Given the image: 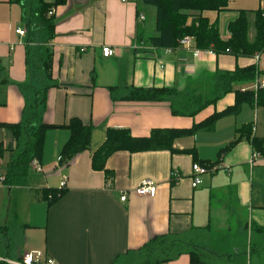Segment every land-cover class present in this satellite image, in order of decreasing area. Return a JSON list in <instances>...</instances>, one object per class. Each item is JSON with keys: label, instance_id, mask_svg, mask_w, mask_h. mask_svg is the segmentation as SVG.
<instances>
[{"label": "crops", "instance_id": "obj_1", "mask_svg": "<svg viewBox=\"0 0 264 264\" xmlns=\"http://www.w3.org/2000/svg\"><path fill=\"white\" fill-rule=\"evenodd\" d=\"M263 1L234 0L226 12H204L202 17L216 23L226 40L227 25L238 12L260 10ZM51 10L55 21L54 39L49 43L51 73L58 87L47 93L42 121L64 125L76 118L91 125L90 146L67 165L61 164L57 159L70 134L66 129L50 130L38 162L42 172L30 173L33 192H26L29 183H3L0 263L11 264L25 253L42 251L57 264H113L119 258V264H129L134 251L155 236L169 234L199 247L204 264H219L214 259L237 264L242 258L240 264H251V226L264 228V158L251 162V140L264 139V107L243 105L237 115L218 120L212 128L176 139L173 151L117 152L105 163L110 179L92 168V156L109 129L148 137L155 129H189L232 106L233 92H216L218 73L255 67L263 74L252 83L234 85L233 90L256 92L258 82H264V53L254 58L217 55L196 49L193 40L189 49L182 44L174 49L154 48L147 40L158 35L156 9L143 0H66ZM249 20L252 40L253 14ZM16 29H25L26 35L18 36ZM35 42L29 41L21 7L0 0V124L20 122L25 105L32 100L18 85L27 81L26 47L34 53ZM106 46L114 51L108 58L102 56ZM195 49L201 52L198 57L193 56ZM152 88L173 89L178 94L159 102L125 99L136 89ZM213 99L216 102L200 110ZM0 139L4 146L10 142L1 129ZM9 158L5 153L0 159V176H5L1 167ZM195 163L220 168L192 188ZM64 179L66 185L60 189ZM144 179L156 187L152 198L135 193ZM49 189L64 192L52 205L42 198V191ZM123 194L126 199L121 202ZM232 224L248 236L242 242L229 241L240 246L221 252ZM165 264H190V259L182 254Z\"/></svg>", "mask_w": 264, "mask_h": 264}, {"label": "trees", "instance_id": "obj_2", "mask_svg": "<svg viewBox=\"0 0 264 264\" xmlns=\"http://www.w3.org/2000/svg\"><path fill=\"white\" fill-rule=\"evenodd\" d=\"M234 0H143L144 4L156 9V37L148 38L147 42L154 48L174 49L181 41L192 38L196 49L210 51L217 55L230 54L236 58H254L264 53V1L263 7L253 13L240 11L235 20L227 25L228 38L222 39L216 23L209 24L202 17L204 12H226L228 4ZM18 4L22 10V19L26 24L30 43L37 39L34 53H28L26 63L27 81L18 85L21 91L28 92L32 100L25 105L22 119L16 124H0L10 137V142L4 146L0 142V159L5 153L10 155L6 164L4 182L7 185H24L31 173L33 161L40 162L44 149L46 133L50 130L66 129L69 139L60 151L61 164L67 165L76 155L87 151L90 146L91 125H85L81 120L73 118L64 125H50L42 121L46 108L47 93L51 88L58 87L52 79V52L49 43L54 39V17H47L48 12L57 6L64 5L66 0H10ZM254 16L255 35L249 39V16ZM142 40V39H139ZM28 46V45H27ZM35 60H34V58ZM260 73L255 67L236 69L233 72L218 73L215 78L216 92L220 95L234 93V104L221 112H216L204 121L189 129H155L148 137H132L126 129H109L102 146L92 156V168L104 171L108 179L111 173L105 170L106 160L117 152L131 154L172 150V143L179 138L194 135L201 130H207L220 119L237 115L243 105L264 107V88L255 91L233 90L236 84H249L255 81ZM113 89V88H112ZM173 89H136L125 99L139 102H159L176 96ZM217 99L205 101L200 110L216 102ZM242 131H239V134ZM246 133H249L247 130ZM233 144V143H231ZM231 144L221 152L226 151ZM255 152L264 158V139L251 140ZM63 191L43 190L42 198L48 205L55 203ZM249 254L251 264H264V228L252 225ZM200 248L183 238L173 235L155 236L129 257V264H165L187 254L190 264H204ZM121 258L113 264H119ZM5 264V263H0Z\"/></svg>", "mask_w": 264, "mask_h": 264}, {"label": "built area", "instance_id": "obj_3", "mask_svg": "<svg viewBox=\"0 0 264 264\" xmlns=\"http://www.w3.org/2000/svg\"><path fill=\"white\" fill-rule=\"evenodd\" d=\"M123 3L127 2V0H121ZM53 14V11H49L47 16H51ZM139 20H143V17L140 16L138 18ZM15 33L20 36V37H24L26 35V30L25 29H16ZM192 42V39L189 37L184 38L180 44H182L185 48L189 49V46ZM201 52L199 50H194L193 51V56L194 57H198V55ZM211 53V52H210ZM114 54V51L112 48L106 46L102 48V56L104 58H108L111 57ZM258 88H264V82H258L257 84ZM252 133L254 132V127H252L251 129ZM261 155L258 152H253L252 153V158H251V162H255L257 159H260ZM57 161L60 163L61 162V158L59 157L57 159ZM220 166H213L210 169L204 166H201L197 163L192 164L191 166V187L192 188H197L198 186H200L202 184V177L206 174H208L211 171H215L217 169H219ZM31 171L35 172V173H41L42 172V168L40 166V164L37 161H33L31 164ZM4 183V177L0 176V187H2ZM66 185V180H62L60 183V189H63ZM135 193L138 196H142V197H154L156 194V187L154 185V183H152L150 180L144 179L140 182V184L138 185V187L135 189ZM126 199V195L123 194L120 197V201L124 202ZM11 264H57L56 261L51 258L46 256V254L42 251H34V252H29V253H25L22 255L21 259L17 262H12Z\"/></svg>", "mask_w": 264, "mask_h": 264}, {"label": "rangeland", "instance_id": "obj_4", "mask_svg": "<svg viewBox=\"0 0 264 264\" xmlns=\"http://www.w3.org/2000/svg\"><path fill=\"white\" fill-rule=\"evenodd\" d=\"M192 39V38H191ZM193 40V39H192ZM194 41V40H193ZM33 58H34V56H33ZM34 60H35V58H34ZM2 139H0V141H1ZM8 143V141H6L5 140V144H7ZM1 171H3V172H6V167H4V166H2L1 167ZM33 179H34V176H29L28 177V182L27 183H29L30 185H29V187H28V189H27V193H32L33 192V186H34V184L32 183L33 182ZM20 185V184H19ZM1 192H2V195L4 196L5 195V190H1ZM233 225V227L230 229V231L228 232V235H229V237L230 238H224V240L225 241H227V243L226 242H224V240H223V244H222V246L221 247H219V248H224L223 250H221V252H225V250H229L230 251V249H233L234 248V246H240V244H238V245H232V244H230L229 243V241H238V242H242V240L243 241H245L246 240V238H247V236H248V233L244 230V229H241V231H239L238 230V228H236L235 226H234V224H232ZM238 232V233H237ZM247 244H245V246H246ZM243 248H244V244H243ZM240 250H241V248H239ZM214 250L216 251V252H219V249L217 248V247H214ZM243 259V258H242ZM242 259H238L237 261H235V262H237V264H240V262H242ZM213 261H215V262H217V263H219V264H226L227 262H225L224 260H222V259H214ZM232 263H234V262H232Z\"/></svg>", "mask_w": 264, "mask_h": 264}]
</instances>
